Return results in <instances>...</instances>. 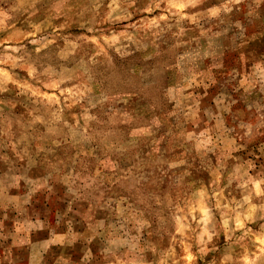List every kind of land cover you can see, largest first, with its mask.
I'll list each match as a JSON object with an SVG mask.
<instances>
[{
  "label": "rangeland",
  "instance_id": "1",
  "mask_svg": "<svg viewBox=\"0 0 264 264\" xmlns=\"http://www.w3.org/2000/svg\"><path fill=\"white\" fill-rule=\"evenodd\" d=\"M0 264H264V0H0Z\"/></svg>",
  "mask_w": 264,
  "mask_h": 264
}]
</instances>
